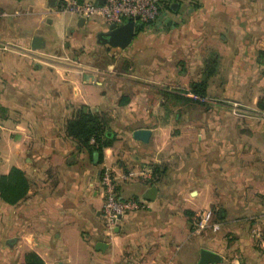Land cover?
I'll return each mask as SVG.
<instances>
[{
	"label": "crops",
	"instance_id": "crops-1",
	"mask_svg": "<svg viewBox=\"0 0 264 264\" xmlns=\"http://www.w3.org/2000/svg\"><path fill=\"white\" fill-rule=\"evenodd\" d=\"M62 1L0 0V175L28 179L17 201L0 197V264L27 251L43 264H197L202 247L221 256L207 264H264V0L175 2L124 47ZM105 166L138 173L117 189L144 202L109 234Z\"/></svg>",
	"mask_w": 264,
	"mask_h": 264
},
{
	"label": "built area",
	"instance_id": "built-area-1",
	"mask_svg": "<svg viewBox=\"0 0 264 264\" xmlns=\"http://www.w3.org/2000/svg\"><path fill=\"white\" fill-rule=\"evenodd\" d=\"M179 1L181 0H103L102 2L63 0L60 7L81 16L100 15L108 25L112 23L119 25L128 19H133L136 23L141 24H159V22L162 23V17L171 9V5ZM262 115H264V111ZM137 174L129 170L117 175L110 166H105L102 169L103 201L100 215L108 234L113 231L120 215L131 208L144 205L143 201L123 197L117 191V178L119 176L127 178ZM139 174L142 175L141 172ZM196 216H198V223L201 226L210 220L211 211L205 209Z\"/></svg>",
	"mask_w": 264,
	"mask_h": 264
},
{
	"label": "trees",
	"instance_id": "trees-1",
	"mask_svg": "<svg viewBox=\"0 0 264 264\" xmlns=\"http://www.w3.org/2000/svg\"><path fill=\"white\" fill-rule=\"evenodd\" d=\"M81 128L85 131L87 138L90 136L94 137L99 148L105 143L101 141L104 133L97 118H83ZM27 189L28 179L22 169L13 166L8 173L0 175V197L3 200L10 203L15 202L25 195ZM24 264H43V260L36 252L27 251Z\"/></svg>",
	"mask_w": 264,
	"mask_h": 264
},
{
	"label": "water",
	"instance_id": "water-1",
	"mask_svg": "<svg viewBox=\"0 0 264 264\" xmlns=\"http://www.w3.org/2000/svg\"><path fill=\"white\" fill-rule=\"evenodd\" d=\"M52 2V1H51ZM102 2V0H101ZM177 3H173L171 6H175ZM109 30L105 33V40L113 45H119L124 47L130 43L132 40L139 24H137L133 19H128L127 21L116 25L114 23L108 25ZM41 38L39 36H35L32 39V45L37 47L41 43ZM133 136L144 141H147L150 136V129L146 127H139L133 130ZM157 187L152 185L150 186L144 197L147 199H153L156 196ZM104 243L99 242L98 246L102 247ZM221 259V256L210 249L202 247L200 249V258L197 264H207L214 263Z\"/></svg>",
	"mask_w": 264,
	"mask_h": 264
},
{
	"label": "rangeland",
	"instance_id": "rangeland-1",
	"mask_svg": "<svg viewBox=\"0 0 264 264\" xmlns=\"http://www.w3.org/2000/svg\"><path fill=\"white\" fill-rule=\"evenodd\" d=\"M64 1H66V0H64ZM110 168H112V167H110ZM129 171V170H128ZM124 172H127V171H124ZM117 191H118V189H117ZM118 193H119V191H118Z\"/></svg>",
	"mask_w": 264,
	"mask_h": 264
}]
</instances>
